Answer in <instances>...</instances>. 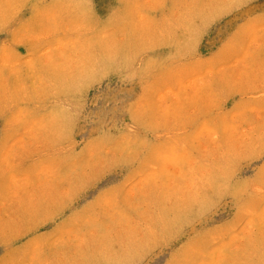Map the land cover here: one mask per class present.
I'll use <instances>...</instances> for the list:
<instances>
[{"label":"rangeland","instance_id":"1","mask_svg":"<svg viewBox=\"0 0 264 264\" xmlns=\"http://www.w3.org/2000/svg\"><path fill=\"white\" fill-rule=\"evenodd\" d=\"M0 264H264V0H0Z\"/></svg>","mask_w":264,"mask_h":264}]
</instances>
